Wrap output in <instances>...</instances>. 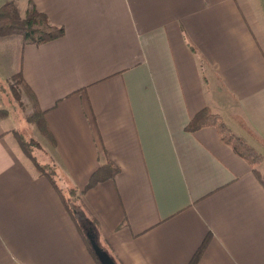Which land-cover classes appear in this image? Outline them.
Wrapping results in <instances>:
<instances>
[{
  "label": "crops",
  "instance_id": "crops-1",
  "mask_svg": "<svg viewBox=\"0 0 264 264\" xmlns=\"http://www.w3.org/2000/svg\"><path fill=\"white\" fill-rule=\"evenodd\" d=\"M9 1L24 14L28 0ZM31 1L64 34L0 38V85L21 72L45 111L55 146L39 135L37 160L57 167L62 189H82L106 158L120 168L81 196L98 243L120 264H187L209 233L197 264H264V0ZM204 107L260 154V176L213 127L185 130ZM10 112L0 264H96L20 154Z\"/></svg>",
  "mask_w": 264,
  "mask_h": 264
},
{
  "label": "trees",
  "instance_id": "trees-1",
  "mask_svg": "<svg viewBox=\"0 0 264 264\" xmlns=\"http://www.w3.org/2000/svg\"><path fill=\"white\" fill-rule=\"evenodd\" d=\"M63 34L64 28L52 24L47 15L39 11L31 0L27 1L23 15L19 13L14 1L6 2L0 6V38L15 35L20 38L22 45L40 46L60 38ZM190 49L195 51L193 47H190ZM0 94L4 99V103L9 105V107L7 106L8 108H0V120L9 114V110L12 113L10 108H13L12 104H16L22 109V117L26 125L35 128L49 147L55 146L54 137L44 119L45 111L39 108L36 96L24 81L21 72L0 85ZM12 99L14 100L13 102ZM26 107L29 112L24 110ZM207 127L216 129L221 141L229 146L232 152L241 158L256 176H260L258 172V167L262 160L260 154L241 138L232 134L222 118L218 114L213 113L208 107L200 109L193 115L185 126V130L193 133ZM248 131L256 136L252 131ZM12 132L22 154L31 161L36 173L49 181L65 211L76 226L84 246L96 264H99L86 235L89 229L91 231L98 230V222L83 204L81 196L86 190L113 179L120 172V168L106 158L90 174L82 189H76L75 187L66 189L68 193V197H66L64 190L57 182V167L52 163H40L37 160L35 152L45 151V147L35 138L25 136L23 132L18 130ZM210 238L211 235L208 233L187 264H197L199 262L208 247ZM101 245L100 247L109 254L114 262L120 264L110 254L107 244L102 242Z\"/></svg>",
  "mask_w": 264,
  "mask_h": 264
},
{
  "label": "rangeland",
  "instance_id": "rangeland-1",
  "mask_svg": "<svg viewBox=\"0 0 264 264\" xmlns=\"http://www.w3.org/2000/svg\"><path fill=\"white\" fill-rule=\"evenodd\" d=\"M21 15H23V13H21ZM13 101L14 100L12 99V102ZM7 106L9 107L8 104H7ZM12 107L13 108H10L12 110V113L10 112V117H9V119L6 120L7 124L8 125L10 124L9 122H10V119H11L13 128H15L16 130H18L20 132H23L24 135L27 136V137L35 138L36 140L41 142L42 145H44V141L39 136L37 130L35 128L29 127V126L26 125V123H25V121L23 120V117H22V109L19 108V106H17L16 104H12ZM24 110L29 112V109L27 107L24 108ZM228 122L230 123V125L232 124L231 121H228ZM18 147H19V145H18ZM18 150H19V152L21 154L22 152H21L20 148H18ZM35 154L40 155L41 152H35ZM42 161H44V160H42ZM259 170H260L261 174L264 175V156H263V166L262 167L260 166ZM63 190H64L65 196L68 197V193H67L66 189H63Z\"/></svg>",
  "mask_w": 264,
  "mask_h": 264
},
{
  "label": "water",
  "instance_id": "water-1",
  "mask_svg": "<svg viewBox=\"0 0 264 264\" xmlns=\"http://www.w3.org/2000/svg\"><path fill=\"white\" fill-rule=\"evenodd\" d=\"M86 235L90 247L94 255L96 256L99 264H116V262H114V260L109 256V254L100 247L96 235L93 231H91V229L88 230Z\"/></svg>",
  "mask_w": 264,
  "mask_h": 264
}]
</instances>
